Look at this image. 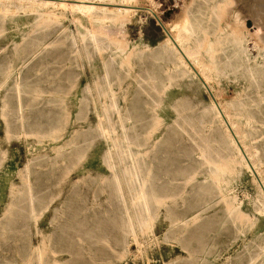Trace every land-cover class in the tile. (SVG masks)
Segmentation results:
<instances>
[{"label":"rangeland","instance_id":"374dc122","mask_svg":"<svg viewBox=\"0 0 264 264\" xmlns=\"http://www.w3.org/2000/svg\"><path fill=\"white\" fill-rule=\"evenodd\" d=\"M133 2L144 8L120 14L111 10L108 18L90 17L75 8L59 7H52L57 15L45 22L37 20L34 10L13 7L5 16L0 13V264H39V252L28 249L31 242L42 250L43 264H248L254 256H257L254 264H264V214L255 210L254 197L259 192L250 171L242 165L232 171L225 166L223 170V187H232L231 193L248 214L247 220L231 219L218 191V179L205 177L207 168L201 165L198 155L178 159V167L186 168L184 174L173 177L164 173L165 163L158 160L168 161L170 157V140L167 141L166 135L159 140L153 165L157 176L153 182L164 187L153 188L156 201L146 216L147 223L138 230V240L126 235L120 226L110 227L109 221L101 219V228L96 227L95 236L85 232L84 225L93 227L98 216L105 219L120 208L117 195L109 185L110 168L105 160L112 141L97 129L102 113L99 100L104 96L99 95L102 90L96 87L101 85L98 81L102 80L105 61H110L109 83L121 114L138 117V123L155 117L152 128L156 134L164 127V119L182 123L175 107L181 110L186 105L184 114L191 112L195 116L206 106L210 108V97L204 87L192 77H181L171 67L167 36L160 21L177 25L189 15L196 24L200 22L205 29L221 35L232 31L231 28L235 30L236 26L241 31L248 28L255 36L248 41L250 58H228L238 70L220 76L215 89L223 101L246 95L251 101L250 108L264 121V73H259L264 68V0ZM91 33L107 39L106 48L100 53L86 39L93 52L89 60L83 59L81 68L72 52L70 35H77L84 46L82 36ZM254 39H258L259 46L254 47ZM228 44L224 43L226 52L222 51L221 55L224 59L233 51ZM24 50L26 54L22 56ZM94 84L93 92L85 91L87 85ZM154 98L161 101L158 112L152 104ZM158 113L162 117H156ZM259 124L258 131H264V123ZM177 125L173 126L177 132V151H181L184 143L194 146L191 140H182L180 134L184 132ZM139 131L142 134L144 130L139 128ZM258 143L264 154V134ZM210 144L216 150L220 148L218 141L211 140ZM196 170H199L197 177L186 183V178ZM140 176L143 180L147 178L146 172ZM104 177L106 180H101ZM62 178L66 191L60 194L57 184ZM73 185L78 193L71 191ZM12 188H31L41 196L35 217L25 214L29 209L18 207H26L27 199L16 201L5 212ZM195 191L199 198L210 203L207 209L196 207L195 210L200 208L196 211L198 218L186 224L182 212L196 198ZM82 199L80 203L86 206V211L84 214L81 210L76 220L94 212L97 216L84 219V224L79 225L69 215L74 203ZM101 230L106 233L101 235ZM65 237L76 248L79 245L92 248L100 242L103 251L85 254L82 250H64L54 258L50 250L64 246L65 240L60 239ZM16 244L27 247L28 251L14 250ZM214 244L223 250L216 258L211 251Z\"/></svg>","mask_w":264,"mask_h":264},{"label":"bare ground","instance_id":"6f19581e","mask_svg":"<svg viewBox=\"0 0 264 264\" xmlns=\"http://www.w3.org/2000/svg\"><path fill=\"white\" fill-rule=\"evenodd\" d=\"M102 3H104L105 5H103ZM219 6L221 7V5ZM13 7L36 11L37 20L39 22H45V20H48L49 18L57 15V13H54L52 7H59L63 9L75 8L90 17L96 18H108L110 16L109 14H111L109 13V11L111 10L115 13L120 14L125 12H135L139 9L144 8V6L136 4L135 2H133V0H74L72 3L68 2V0H0L1 15L4 14L5 16L6 12H9ZM261 7L262 3L259 9ZM148 10L152 11L153 13L155 12L152 8L149 7ZM160 22L167 36L166 43L168 45V50L170 53L169 58L172 62L171 67H173L175 70H178L181 77H184L185 79L192 77L204 87L210 97V108H208L209 106H206L204 109H202L201 112H198L197 116H195L191 112L188 114H184L186 105H183V108L181 110L178 109L179 106L175 107L176 114L178 117L181 116L182 123H178L177 119H175L172 123H169L164 119V127L159 130L160 134H156V131H154V129L152 128L153 124H155V122L153 121L155 117H152V119L148 121H144V123H138V117L133 116L129 113L121 114L120 104L118 103L115 94H112L113 88L109 83L110 61L104 62V73L102 75V80L98 81V84L101 83V85L96 87L102 90L99 92V95L101 97L102 95L104 96L103 99L99 100L102 102V113L101 118L97 123V129L100 135L110 137L112 141V147L108 148V150L105 152V160L110 168V174L108 177L109 185L117 195L118 202L120 203V211L119 209L116 210V213L113 212L109 217L105 219L98 216L99 219L97 222H95L96 225L93 227L87 224L84 225L86 227L85 232L91 233V235L94 234L96 227L100 224L101 219L103 221H109L110 227H112L113 225H118V227L120 226L122 228V231L126 235L131 234L134 236L135 240H138V230L140 229V227L147 223L146 216L151 213L153 204L156 201L153 188L164 187V185L161 183L158 184L153 182L154 178L157 177L153 171V165L156 161L154 152L159 146V140L164 135H166L167 141L170 140L168 150L170 157L168 158V161L167 158H161L158 160L159 163H165L163 168L164 173H166L167 175L172 174L173 177L184 174L186 172V168L183 166L178 167V159L182 158L181 156H187L188 158H191L193 155H198L199 158L202 159L201 165L207 168V174L205 175V177L208 178L209 176H211L214 178V180L218 179L216 182H218V187L220 189H217L219 193H221L223 202L226 203L227 216L234 220L237 218L241 220H247L248 214L244 212V210L240 207L237 198L231 193L232 187H223L222 185V176L224 175L223 170H225V166L227 169L229 168V170L232 171L235 170L238 165H242L252 174L257 186V190L259 192V194L254 197L255 210L260 214H264V154H262V147L258 143L259 137H263L264 134V131H258V127L260 126L259 123H264L263 119H261L263 117L255 114V112L250 108L251 101L247 99L246 95L242 94L238 97L231 98V100L223 101L219 98L215 89L217 81L219 80V78H221L220 76L228 75L229 73L238 70V66L235 67V64L231 61L233 57L234 59H238L241 56L245 57L246 59L250 58L248 41L250 39H253L255 36L253 37L252 32H250L248 28L241 31L240 29H236L237 26L235 27V30L231 28L232 31L225 32L224 35L214 34V32H212L211 30L205 29L202 23L198 22L196 24L189 15H186L181 21H179V24L177 25L172 24V26H169L167 23H164L162 21ZM200 27L204 28L197 29ZM62 29L65 28L62 27ZM218 30L219 29H217V31ZM70 37L74 45V47L72 48V52L75 54L77 65L81 68L84 65L83 59L86 58L89 60L93 52L89 48L86 39H88V43L93 44L95 50L100 53H102L106 48L107 39L100 38L96 33H91L87 37L82 36L81 40L86 42L84 46L80 45V39L77 35L71 34ZM224 38H226V40H224ZM253 41L254 47L259 46L258 39H254ZM109 42L111 43L112 41ZM226 42L233 47V51L232 53L230 52L231 55H229L228 53L226 55V59H224L221 57V55L222 51L226 52L224 46V43L226 44ZM17 54L18 53H16V55ZM25 54L26 53L24 50L22 56H24ZM228 58H231V60H229ZM247 63H249V61ZM232 65L234 67H232ZM262 72L264 73V68L259 69V73L261 74ZM251 74L254 75L253 71ZM95 86V84L93 86L87 85L85 87V91L91 93L96 89ZM153 88L157 89L156 86H154ZM95 100H97V98H95ZM160 103V100L156 98L153 99L152 104L157 108L155 110L157 112ZM192 110L194 109L191 108V111ZM156 117L160 118L162 117V115L158 113ZM20 120L21 124H23V117ZM174 125L182 128V131L184 132V134H180L182 140H184V142L185 140H191L194 143V146H189L184 143L181 144L183 146L181 148V151H177L175 145L177 132L175 130V127H173ZM139 128L144 130L142 134L140 133ZM211 140L218 141L220 144V148L217 150L216 148L214 149V147H212L210 144ZM213 151L217 152L215 153L217 156L213 155ZM142 158H144L143 161ZM142 163H144L145 166H141ZM170 164L171 166H176L170 167ZM169 167L171 168L170 170ZM198 171L199 170H196L189 177H187L186 183H189L192 179L196 178ZM142 172H146L147 175V178L144 180L140 176ZM166 174H164V176H166ZM106 178L107 177L101 178V180H106ZM63 179L65 178H62L57 184L60 189L56 191L60 194L64 190L66 191V189L63 187ZM146 181L149 183L148 185H146ZM74 186L75 185L72 186L71 191H75L78 193V190H75ZM9 194L11 196V199L10 202L8 201L9 204L6 209H4L5 212H8L10 207L13 206L16 201L21 202V200L27 199L28 204L26 207H18H20V209H29L28 213L25 214L27 216L32 215L35 217V209L39 201H41L42 199L41 196L37 194V192L35 193V191L31 188L27 190L26 188H12ZM28 194L30 195L28 196ZM194 194H196V198H194L188 205L187 209L182 212V220L186 224H190L198 218L199 215L196 214V211L200 208H197V210H195L196 207L201 206L207 209L210 203L207 199H203L201 197L199 198L198 191H195ZM81 201H83V199L79 200L78 203H74V205L71 207L69 219L70 217H72L76 220L78 215L81 213V210H83L82 213L86 211V206L83 207L80 203ZM165 201L166 200H163L164 203ZM96 216L97 214L94 212L90 215L84 216L83 218H81V220L77 219L78 221L76 220V223L80 222L78 223L79 225L84 224L82 220L96 218ZM22 218L26 220L25 216H23ZM33 220H35V218ZM24 224H26V222ZM104 230L109 231L107 228ZM104 230H101L100 234L104 232ZM104 233H102L101 235H103ZM197 233H195L196 236L200 234ZM95 235L96 234H94V236ZM17 239L18 238H16V240ZM69 239L70 238L66 237L61 238L60 240H65L64 246H60L57 249L54 248L50 250L49 254L54 256L55 258L57 256H60L58 252H62L64 250H82L85 252V254H95L96 251H103L100 242L97 243L96 241H94L96 242V245H94V247L92 248H84V245H79V247L76 248L70 246L71 240L69 241ZM74 241L77 242L76 240ZM31 244H28V249H30V251L34 249V251L37 250L36 252H39V264H43V261L41 259V257L43 256L42 250L34 245L33 242H31ZM213 246L214 249L212 248L211 251L212 255L215 258L220 254H223V250L219 247V245L214 244ZM207 248H209L210 250L211 247H206V249ZM13 249H23L24 251H28L27 247L23 248L22 245L20 247L17 244ZM256 257L257 256L252 257L251 261L248 264H254V260L256 259Z\"/></svg>","mask_w":264,"mask_h":264}]
</instances>
